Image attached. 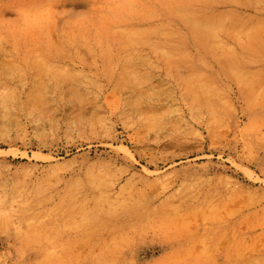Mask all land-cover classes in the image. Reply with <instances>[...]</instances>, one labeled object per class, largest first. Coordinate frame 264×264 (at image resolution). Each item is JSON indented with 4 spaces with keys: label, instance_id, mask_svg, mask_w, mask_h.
<instances>
[{
    "label": "rangeland",
    "instance_id": "obj_1",
    "mask_svg": "<svg viewBox=\"0 0 264 264\" xmlns=\"http://www.w3.org/2000/svg\"><path fill=\"white\" fill-rule=\"evenodd\" d=\"M190 1L229 34L201 79L195 47L131 41L151 0H0V199L78 197L31 258L0 233V264H264V0Z\"/></svg>",
    "mask_w": 264,
    "mask_h": 264
},
{
    "label": "bare ground",
    "instance_id": "obj_2",
    "mask_svg": "<svg viewBox=\"0 0 264 264\" xmlns=\"http://www.w3.org/2000/svg\"><path fill=\"white\" fill-rule=\"evenodd\" d=\"M151 1L160 6V17L164 21V26L156 34V40H151L150 31L145 28L131 29V41L148 43L152 46L154 55L166 61L181 55L185 56L190 52L191 47H195L193 56L195 55L200 61L193 76L204 78L201 70L206 64L205 59L213 53V45H223L229 35L222 15H217L210 6L201 10L202 5L190 0H186L183 6H173L169 4L170 0ZM238 55L248 56L247 51L239 52ZM262 57L264 58L263 55ZM203 85L211 87L206 82H203ZM253 85L252 88L255 87ZM198 88H201V84ZM74 197L76 200L71 195H66L57 205L48 207L50 195L39 188L20 202L15 210L10 209L7 202L0 199V233L11 236L18 242L31 240L28 250L22 253L24 257L31 258L34 249L38 248L37 242L56 238L53 225L76 209L78 197L77 195ZM100 200L99 197L97 201ZM41 260L44 259H38Z\"/></svg>",
    "mask_w": 264,
    "mask_h": 264
},
{
    "label": "clouds",
    "instance_id": "obj_3",
    "mask_svg": "<svg viewBox=\"0 0 264 264\" xmlns=\"http://www.w3.org/2000/svg\"><path fill=\"white\" fill-rule=\"evenodd\" d=\"M36 13H40L43 10L42 9H37L35 10ZM21 17H22V28L24 30H29L32 28L35 29H42L46 25V21L42 20L39 23L33 24L32 19H33V11L32 10H21Z\"/></svg>",
    "mask_w": 264,
    "mask_h": 264
}]
</instances>
